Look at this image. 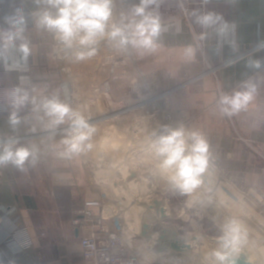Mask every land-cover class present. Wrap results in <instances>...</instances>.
I'll return each instance as SVG.
<instances>
[{"label": "crops", "instance_id": "1", "mask_svg": "<svg viewBox=\"0 0 264 264\" xmlns=\"http://www.w3.org/2000/svg\"><path fill=\"white\" fill-rule=\"evenodd\" d=\"M119 1L123 12L137 2ZM157 5L154 10L169 30L162 35L156 52H138L145 79L153 90L166 92L163 104L183 126L204 133L211 145L210 170L219 171L231 184L255 188L264 198V71L245 68L250 58L264 57V49L257 47L264 42V0H157ZM19 7L31 14L38 8L37 0H0V29L7 27L3 18ZM194 10L221 16L230 26L228 35L217 34L219 25L202 28L195 23ZM25 36L32 55L23 74L30 78L33 94L40 97L67 85L68 102L86 114V102L81 105L84 99L80 97L84 96L81 74L85 76V71L78 67L70 70L68 60L59 56L61 47L55 36L37 28L31 16ZM188 45L195 49L194 57L185 55ZM20 74L0 67V85L14 86ZM71 75L75 82L66 79ZM248 79L257 85L254 100L237 115L221 116L216 109L219 94L240 89ZM21 115L27 123L15 135L23 144L38 145L40 155L24 170L0 168V206L10 210L8 220L0 223V235L14 226L27 228L33 245L15 255L0 244V264L13 260L15 264H86L81 239L91 233L98 217L102 219L99 229L112 242L110 264H136L138 247L127 238L124 228H119L118 213L107 211V198L94 179L85 152L70 159L61 155L66 125L53 137L45 131L47 118H39L42 113L32 112L29 106ZM9 134L6 113H0V136ZM76 218H86V225H76Z\"/></svg>", "mask_w": 264, "mask_h": 264}, {"label": "clouds", "instance_id": "2", "mask_svg": "<svg viewBox=\"0 0 264 264\" xmlns=\"http://www.w3.org/2000/svg\"><path fill=\"white\" fill-rule=\"evenodd\" d=\"M38 8L27 14L22 7L3 18L6 28L0 29V67L7 72L21 73L17 83L10 89L7 99L0 103V112L6 113V124L11 134L0 136V168L12 166L24 170L26 164L34 165L40 155V147L21 143L15 133L27 123L21 113L31 106L39 118H47L45 131L55 136L62 125L64 135L62 156L72 158L92 148L96 128L83 113L76 111L68 102V87L61 85L50 94L37 97L30 88L28 71L32 55L30 42L25 36L29 16L35 26L52 33L61 46L65 59L80 63L92 59L98 53V45L104 41L114 50L137 51L152 54L161 47V37L169 29L163 24L158 12L157 0H137L119 20L113 19V0H37ZM192 15L202 28L219 25L217 34L226 37L230 26L222 17L212 13ZM235 26H231L234 31ZM264 49V42L258 43ZM185 55L194 57L195 49L188 45ZM248 71H264V57L250 58L245 64ZM257 85L251 79L242 82L240 89L231 93L221 92L216 109L223 117H232L246 110L254 100ZM35 131V128L32 129ZM150 150L158 161L169 189L176 195L186 196L197 191L203 193L198 201L201 207L213 204V186L205 183L212 166L211 145L204 133L197 128L182 124H159L151 130ZM220 234L215 246L207 254V264H238L247 231L235 218H226L219 225ZM15 264V261H10Z\"/></svg>", "mask_w": 264, "mask_h": 264}, {"label": "rangeland", "instance_id": "3", "mask_svg": "<svg viewBox=\"0 0 264 264\" xmlns=\"http://www.w3.org/2000/svg\"><path fill=\"white\" fill-rule=\"evenodd\" d=\"M118 2L120 1L113 0V19L117 21L120 14L124 13L120 10ZM187 11V8L182 10L184 15H187ZM58 47L61 46L58 44ZM59 56L62 61L65 60L62 51ZM95 60L100 68V82L99 84L97 82L96 86L88 69L95 65ZM68 62L70 70L73 71L78 67L85 71V76L81 74V82L85 86L82 83L80 86L84 87V96L80 97L84 99L81 105L86 102L87 112L85 114L81 111L96 128L91 141L93 146L85 151L88 165L92 168L94 179L101 186L99 189L102 190L103 197L107 198H104L107 211L118 213L121 220L119 228H124L125 233L128 234L127 238L130 237L138 247L139 255L136 264H207V254L215 246V241L212 239L220 234V223L229 217L237 219L247 231V240L242 248L248 251L251 262L264 264V198L258 190L231 184L222 173L210 170L205 183L208 185L210 182L213 186V204L210 207L199 206L197 211V205L194 200H191L190 195L179 196L169 189L164 174L159 170L158 161L153 157L148 143L146 144L143 139L148 137L151 130L159 124L175 126L181 123L177 120L175 113L163 104L167 99L166 92L160 94L162 92L153 90L148 82L149 79H145L138 52L116 51L101 41L98 45V53L92 59L80 63L69 60ZM71 76L72 78L66 76V79L75 82L76 77ZM101 95L100 111L97 98ZM111 136H113L112 139ZM132 137H135L134 143L131 142ZM112 146L121 151L115 161L110 153ZM131 147H134V153L127 155ZM135 171L138 175L137 180L128 186V181L132 179L130 173ZM115 184L122 187L126 196H132L130 200H135V203L124 202L120 197L121 193L116 191ZM192 195L199 201L203 193L197 191ZM121 200L123 203L118 202ZM155 201H161L160 207L164 205L167 212L178 214L180 220L177 226L181 225L182 229L177 228L183 233L193 225L195 228L200 225L205 227L208 224L207 220L212 224L210 226L212 232L204 231L200 227L198 245L193 243L194 248L191 252L185 250L155 254L154 250L158 246L156 244L151 247L146 246L140 238V223L150 221L156 231H159L161 226L175 228L173 223L157 224L158 221L154 217L157 209L153 207ZM148 210H151V217L146 216ZM122 212L126 215L124 216ZM195 213L199 214L198 217ZM181 243L179 248L186 244Z\"/></svg>", "mask_w": 264, "mask_h": 264}, {"label": "water", "instance_id": "4", "mask_svg": "<svg viewBox=\"0 0 264 264\" xmlns=\"http://www.w3.org/2000/svg\"><path fill=\"white\" fill-rule=\"evenodd\" d=\"M89 69V74L90 76L92 75V80H94L95 82V86L96 83L100 82V68H99V63L97 62V60H95V65L94 66H90L88 67ZM100 94V93H99ZM98 104L100 106V111H101V107H102V95L99 96L97 98ZM113 138V136H111V139ZM135 141V137L131 138V142L134 143ZM143 141L148 145H150V137L146 136V138L143 139ZM113 145V143H112ZM113 147V148H112ZM111 147V155H112V159L113 161L116 160V158L118 157V155L121 153V151H119V149L115 148L114 146ZM134 153V147H131L130 151L127 152V155L133 154ZM124 162V161H123ZM120 164V163H119ZM129 165V163H128ZM116 168L117 165L115 164ZM134 171V170H133ZM130 176L132 177L131 180L128 181V186H130V183L133 181H136L137 179V174L136 171L135 172H131ZM117 180V179H116ZM115 180V181H116ZM122 187L119 186L118 184H115V189L116 191L121 195L120 197L122 198V200L124 202L127 203H135V200H130L132 196L128 197L126 196L125 192L123 189H121ZM129 188V187H128ZM191 200H194L196 203V210L197 207H199L198 205V199L195 196H191L190 195ZM118 201L120 203H123V201ZM161 201H155L153 204V207L157 209V212L155 214L154 217H156L158 223L160 224L161 222L163 223H173L175 224V228H166V227H160L159 231H156V229L153 227V224L149 221H142L140 223V238L143 239V241L146 243V246L151 247V245L156 244L158 246V248L156 250H154L155 254L160 255V254H166L167 252H178V251H185L187 250L188 252H191L192 249L194 248V245H192L193 243L197 244V241L199 240V236H200V232L198 229L201 227L204 231H208V232H212L210 226H212V224L207 220L206 222H208L207 225H205V227L200 226H196L195 225L191 226V228L189 227V229L186 230L185 233H183L182 231H180L181 225L177 226V222L180 220L179 217L177 216L178 214L175 212H167V208L163 205L162 207H160ZM159 209V210H158ZM198 211V210H197ZM123 215L125 216L126 213L122 212ZM201 213V212H200ZM199 214L195 213V216L198 217ZM147 217H151V210L147 211ZM187 221V220H185ZM203 222V220H201ZM203 225V224H202ZM180 227V230L177 228ZM185 234V235H184ZM190 236H187V235ZM199 235V236H198ZM202 238V237H201ZM212 241H216V238L212 239ZM181 242H185L186 244H184L183 247L179 248V245H181ZM186 245V246H185ZM198 245V244H197ZM191 246V247H190ZM209 248V246H208ZM238 264H253L251 262V259L248 255V251L243 247L241 249V253L238 259Z\"/></svg>", "mask_w": 264, "mask_h": 264}, {"label": "built area", "instance_id": "5", "mask_svg": "<svg viewBox=\"0 0 264 264\" xmlns=\"http://www.w3.org/2000/svg\"><path fill=\"white\" fill-rule=\"evenodd\" d=\"M13 86L0 85V103H3ZM3 113V112H0ZM10 210L0 206V223L8 220ZM74 223L78 226H85L86 218H76ZM102 219L91 225L92 231L81 239L86 264H110L112 259V242L110 237L105 235L102 228ZM0 244L8 248L13 254L19 255L32 247L33 239L27 228L12 227L0 235Z\"/></svg>", "mask_w": 264, "mask_h": 264}]
</instances>
